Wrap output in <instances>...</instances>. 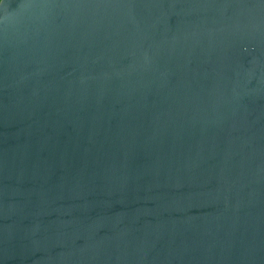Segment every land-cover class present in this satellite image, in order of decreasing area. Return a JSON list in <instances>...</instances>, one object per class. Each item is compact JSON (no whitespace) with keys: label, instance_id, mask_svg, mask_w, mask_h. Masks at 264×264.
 <instances>
[{"label":"water","instance_id":"water-1","mask_svg":"<svg viewBox=\"0 0 264 264\" xmlns=\"http://www.w3.org/2000/svg\"><path fill=\"white\" fill-rule=\"evenodd\" d=\"M0 264H264V0H0Z\"/></svg>","mask_w":264,"mask_h":264}]
</instances>
